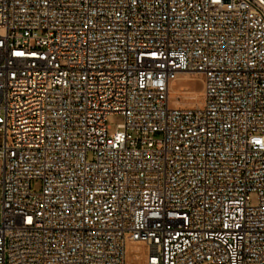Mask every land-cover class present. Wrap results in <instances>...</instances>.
I'll return each instance as SVG.
<instances>
[{"label": "built area", "instance_id": "1", "mask_svg": "<svg viewBox=\"0 0 264 264\" xmlns=\"http://www.w3.org/2000/svg\"><path fill=\"white\" fill-rule=\"evenodd\" d=\"M185 74L203 102L172 108ZM130 243L264 264V0H0V264Z\"/></svg>", "mask_w": 264, "mask_h": 264}, {"label": "rangeland", "instance_id": "2", "mask_svg": "<svg viewBox=\"0 0 264 264\" xmlns=\"http://www.w3.org/2000/svg\"><path fill=\"white\" fill-rule=\"evenodd\" d=\"M192 78H183L176 82L173 87V94L171 98V107L190 108L192 106H199L203 102L202 90L203 81L201 76L192 75ZM192 93V94H190ZM179 103L176 106L174 103ZM124 120L122 116H111L108 120V126L110 127V134H114L118 126L123 124ZM91 159V158H90ZM33 190L39 192L40 183H33ZM256 203V198H252V204ZM147 256V251L144 245L137 243H130L128 246V263L129 264H144Z\"/></svg>", "mask_w": 264, "mask_h": 264}, {"label": "bare ground", "instance_id": "3", "mask_svg": "<svg viewBox=\"0 0 264 264\" xmlns=\"http://www.w3.org/2000/svg\"><path fill=\"white\" fill-rule=\"evenodd\" d=\"M189 77H190V76H189L188 74H185L184 76L180 77L177 81L173 82L172 87H171V90H170V98H172L174 84H175L176 82L180 81V79H183V78H189ZM190 78H192V77H190ZM202 93H203V90H202ZM190 94H192V93H190ZM174 104H175L176 106H179V105H178L179 103H176V102H175Z\"/></svg>", "mask_w": 264, "mask_h": 264}]
</instances>
